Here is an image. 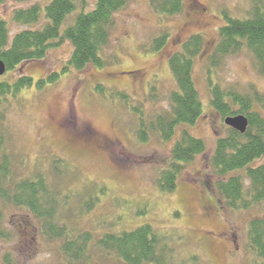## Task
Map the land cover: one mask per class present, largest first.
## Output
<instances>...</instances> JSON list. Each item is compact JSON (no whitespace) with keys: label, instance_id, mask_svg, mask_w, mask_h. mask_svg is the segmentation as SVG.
I'll use <instances>...</instances> for the list:
<instances>
[{"label":"rangeland","instance_id":"obj_1","mask_svg":"<svg viewBox=\"0 0 264 264\" xmlns=\"http://www.w3.org/2000/svg\"><path fill=\"white\" fill-rule=\"evenodd\" d=\"M183 1L181 14L161 18L148 0H133L114 15L111 44L105 55H116V62L103 68L71 70L42 90L33 85L21 91L17 100H8L0 135L4 141L2 151L9 158L15 179L43 172L61 194L58 223L74 237L89 235L90 241L85 256L72 261L63 253L64 239L44 235L39 222L25 209L5 206L0 264H124L100 248L98 240L106 233L130 231L145 224L173 237L175 263L197 254L202 264H255L248 247V225L254 218H264V206L234 211L219 197L216 183L225 178L214 172L211 157L216 140L227 135V126L209 106L206 67L217 43L218 29L224 25L221 13L245 19L253 2L264 6V0ZM94 2L87 0L85 10L90 11ZM29 4L34 3L5 0L0 4V16L8 23L9 41L28 28L11 19L15 10ZM78 5L66 17L62 30L81 12ZM43 23L41 18L31 28ZM162 31L168 35L164 47L148 51L151 40ZM194 34L203 38V50L193 65L203 114L195 125L179 126L168 142L151 135L146 143H140L135 135V119L127 107L101 96L94 88L101 85L126 93L133 104H140L151 116L167 112L169 94L176 90L168 60ZM71 50V45L64 42L49 49L43 60L24 63L10 77L24 74L36 83L61 72ZM213 74L223 88H234L242 94L264 92V78L246 48L223 57ZM151 87L156 92L153 100L149 98ZM183 130L202 139L205 150L184 167L172 193H160L156 187L158 173L171 162L172 147ZM57 158L63 163L55 167L52 161ZM237 174L244 178L242 171L227 177Z\"/></svg>","mask_w":264,"mask_h":264},{"label":"trees","instance_id":"obj_2","mask_svg":"<svg viewBox=\"0 0 264 264\" xmlns=\"http://www.w3.org/2000/svg\"><path fill=\"white\" fill-rule=\"evenodd\" d=\"M12 1L34 4L13 12L11 20L28 28L14 34L10 41L8 23L0 16V61L6 70L0 77V127L8 100H17L21 91L33 85L37 90H42L57 81L61 74L71 70L82 71L88 66L103 68L116 62V55H105L111 44L114 15L133 0H94V7L90 11L85 10L87 0H76L81 12L63 30L61 26L66 17L77 8L75 0ZM148 1L152 11L161 18L177 16L184 9L183 0ZM4 2L0 0V4ZM221 16L224 25L218 29L217 43L206 67L209 106L223 123L228 117L243 116L247 120V128L244 133H239L227 126V135L215 142L211 165L219 178H225L216 183L224 204L231 210L245 211L264 206V92L252 90L251 93L242 94L234 88H223L215 80L213 72L223 57L236 55L246 48L264 78V6L254 1L249 17L245 19L231 18L224 11ZM41 18L44 23L39 28H31ZM167 37L166 32H160L151 40L148 51H159L164 47ZM64 42H68L72 50L61 72L51 73L36 83L24 74L10 77L24 63L43 60L49 49ZM202 50L203 38L194 34L181 45L180 51L169 58L168 65L176 90L169 94L167 112L151 116L144 112L140 104H133L126 93L109 90L101 85H96L94 90L127 107L135 119V135L140 143H146L151 135L168 142L179 126H193L203 114V103L193 80L194 60ZM154 92V87H151L149 98L152 100L156 96ZM2 137L0 135V237H3V208H22L39 222L44 235L65 240L62 249L66 258L81 260L85 256L86 244L90 241L89 235L74 237L65 225L58 223L61 194L52 188L43 172L33 177L15 179L9 158L2 151ZM204 150L205 142L202 139L183 130L172 147L171 162L158 173L157 190L160 193H172L181 171ZM257 162L260 163L255 165ZM52 163L56 167L63 162L57 158ZM239 171L244 172V178L239 174L227 177ZM247 241L249 250L256 258L255 264H264V218H254L249 222ZM173 242L172 236L159 233L145 224L130 231L106 233L97 245L116 255L124 264H202L197 254L175 263L176 249L172 246Z\"/></svg>","mask_w":264,"mask_h":264},{"label":"water","instance_id":"obj_3","mask_svg":"<svg viewBox=\"0 0 264 264\" xmlns=\"http://www.w3.org/2000/svg\"><path fill=\"white\" fill-rule=\"evenodd\" d=\"M5 71L4 64L0 61V77ZM224 124L239 133H244L247 128V120L243 116L228 117L224 120Z\"/></svg>","mask_w":264,"mask_h":264}]
</instances>
